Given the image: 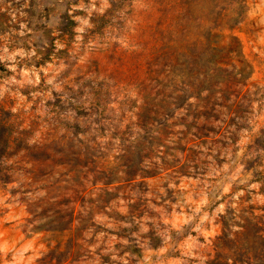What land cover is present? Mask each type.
<instances>
[{"label": "rangeland", "instance_id": "rangeland-1", "mask_svg": "<svg viewBox=\"0 0 264 264\" xmlns=\"http://www.w3.org/2000/svg\"><path fill=\"white\" fill-rule=\"evenodd\" d=\"M0 264H264V0H0Z\"/></svg>", "mask_w": 264, "mask_h": 264}, {"label": "trees", "instance_id": "trees-1", "mask_svg": "<svg viewBox=\"0 0 264 264\" xmlns=\"http://www.w3.org/2000/svg\"><path fill=\"white\" fill-rule=\"evenodd\" d=\"M235 41L239 42V39L238 38H233ZM235 52V50H228V54L230 55L231 57V60H233L232 56H233V53Z\"/></svg>", "mask_w": 264, "mask_h": 264}]
</instances>
